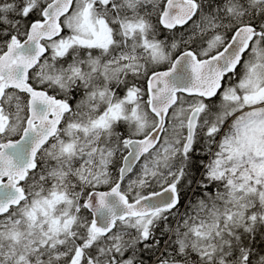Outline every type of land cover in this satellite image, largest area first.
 Returning a JSON list of instances; mask_svg holds the SVG:
<instances>
[{
	"label": "snow or ice",
	"instance_id": "obj_1",
	"mask_svg": "<svg viewBox=\"0 0 264 264\" xmlns=\"http://www.w3.org/2000/svg\"><path fill=\"white\" fill-rule=\"evenodd\" d=\"M0 264H264V0H0Z\"/></svg>",
	"mask_w": 264,
	"mask_h": 264
}]
</instances>
